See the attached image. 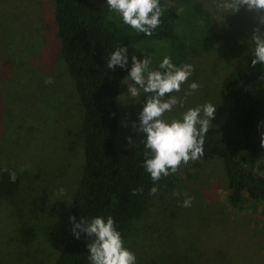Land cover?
<instances>
[{
	"label": "rangeland",
	"instance_id": "1",
	"mask_svg": "<svg viewBox=\"0 0 264 264\" xmlns=\"http://www.w3.org/2000/svg\"><path fill=\"white\" fill-rule=\"evenodd\" d=\"M194 1L209 9L219 42L174 66L154 88L123 80L116 149L134 143L146 128L203 129L223 122L231 103L223 93V79L252 44L264 41V0ZM0 5L10 7L13 21L18 20V32L11 29L15 39L7 47L19 53L46 39L44 48L39 42L24 62L22 74L18 68L13 82H5L0 71L5 98L0 173L7 169L20 179L12 201L0 198V264H52L74 236L69 204L83 165L81 107L58 56L53 0H0ZM26 25L37 34H29ZM6 36L4 45L9 43ZM155 43L141 44L147 51L144 60L159 59L158 52L165 55L166 48H154ZM246 157L255 166L264 161ZM218 159L182 165L179 183L162 204H151L146 217L135 222L113 263L264 264V201L232 203ZM24 221L35 231L27 244L19 234Z\"/></svg>",
	"mask_w": 264,
	"mask_h": 264
},
{
	"label": "trees",
	"instance_id": "2",
	"mask_svg": "<svg viewBox=\"0 0 264 264\" xmlns=\"http://www.w3.org/2000/svg\"><path fill=\"white\" fill-rule=\"evenodd\" d=\"M2 10L0 71L5 82H13L46 39L19 53L7 47L18 20L13 21L10 7L0 5ZM52 19L58 56L81 107L83 148L82 171L69 204L74 236L52 264H114L120 242L151 204L163 203L186 163L219 158L232 203L264 201V161L255 166L246 157H264V41L252 44L224 77L222 90L231 103L223 122L203 129L146 128L134 143L116 149L123 80L154 88L184 59L213 49L220 35L211 13L194 0H53ZM26 29L36 33L35 27ZM151 41L166 53L144 60L147 51L141 44ZM4 100L1 92L0 116ZM19 186L16 173H0V198L12 201ZM19 234L27 244L35 231L24 221Z\"/></svg>",
	"mask_w": 264,
	"mask_h": 264
}]
</instances>
